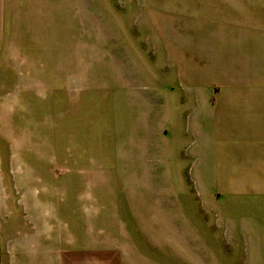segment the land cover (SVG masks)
I'll list each match as a JSON object with an SVG mask.
<instances>
[{
    "label": "rangeland",
    "instance_id": "rangeland-1",
    "mask_svg": "<svg viewBox=\"0 0 264 264\" xmlns=\"http://www.w3.org/2000/svg\"><path fill=\"white\" fill-rule=\"evenodd\" d=\"M90 1L33 79L0 66V264H264V209H190L160 136L217 80L193 50L264 44V0Z\"/></svg>",
    "mask_w": 264,
    "mask_h": 264
},
{
    "label": "crops",
    "instance_id": "crops-1",
    "mask_svg": "<svg viewBox=\"0 0 264 264\" xmlns=\"http://www.w3.org/2000/svg\"><path fill=\"white\" fill-rule=\"evenodd\" d=\"M89 3L93 5L90 0H0V66L4 63L7 69L28 71L16 80L33 79L32 71L44 67L52 29L60 34L66 32L67 21L81 19L83 13L92 16V5L83 10ZM259 39L253 46L234 42L193 50L199 60L218 71L217 80L190 82L195 85L187 97L186 118L191 126L185 128L181 117L176 129L160 131L162 142L172 130L175 141L189 139V170L178 181L182 192L188 188L187 194L195 199L190 209H199L197 198L203 209L206 205L211 209H264V44ZM179 150L174 156L182 166ZM91 250V258L106 254ZM77 254L64 255V264H78L76 259H67Z\"/></svg>",
    "mask_w": 264,
    "mask_h": 264
}]
</instances>
